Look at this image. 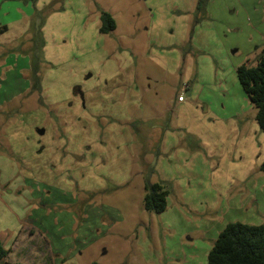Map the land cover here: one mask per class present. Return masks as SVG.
<instances>
[{
    "label": "rangeland",
    "instance_id": "374dc122",
    "mask_svg": "<svg viewBox=\"0 0 264 264\" xmlns=\"http://www.w3.org/2000/svg\"><path fill=\"white\" fill-rule=\"evenodd\" d=\"M238 4L0 0V264H208L228 224L264 223V132L237 76L264 0Z\"/></svg>",
    "mask_w": 264,
    "mask_h": 264
},
{
    "label": "trees",
    "instance_id": "16d2710c",
    "mask_svg": "<svg viewBox=\"0 0 264 264\" xmlns=\"http://www.w3.org/2000/svg\"><path fill=\"white\" fill-rule=\"evenodd\" d=\"M100 21L101 34L110 35L116 31L117 22L110 13L101 11ZM237 76L243 90L258 109L256 119L264 132V48L256 56L255 64L238 67ZM261 170L264 172V162ZM168 198L169 189L165 184L146 182L144 206L148 213H164L168 207ZM8 256L9 250L0 240V263ZM208 264H264V223L228 224L210 251Z\"/></svg>",
    "mask_w": 264,
    "mask_h": 264
},
{
    "label": "crops",
    "instance_id": "0c3cea01",
    "mask_svg": "<svg viewBox=\"0 0 264 264\" xmlns=\"http://www.w3.org/2000/svg\"><path fill=\"white\" fill-rule=\"evenodd\" d=\"M250 1L251 0H248V4H246V0H244V1L243 0H239L240 5L239 4L238 5L241 6V8L243 7L242 10L245 13H246L247 10L248 11L253 10L256 13V15H261L262 13H261L260 9L254 8V5L253 6L252 5H249L250 4ZM24 15H25V13H24ZM25 16H27V15H25ZM31 21H32L31 30H32V33L33 34L30 37V40L39 39V40H43L44 43H45V40H46V37H45V24H46V22L43 23V21H41V23H35L36 20H33V19H31ZM9 31H10V28L8 27V25L0 24V36L6 35ZM253 33H254V31H253ZM257 37H259V40H260L259 43H261L260 44V47H262V45H264V31H261V33L258 34ZM10 57L11 56H9L5 60V62H4L5 65L2 66V69L3 68L4 69H9L11 72H16V68L15 67H18L17 64L19 62L16 63V62L11 61V58ZM28 67H30L29 64H27L26 66H22L21 69H23V71H25ZM25 86H27V87H25L24 90H22L19 93L18 92L16 93V97H19L20 95H23L26 91L29 90V86L28 85H25ZM184 102H179V103H184Z\"/></svg>",
    "mask_w": 264,
    "mask_h": 264
},
{
    "label": "built area",
    "instance_id": "2783aa9c",
    "mask_svg": "<svg viewBox=\"0 0 264 264\" xmlns=\"http://www.w3.org/2000/svg\"><path fill=\"white\" fill-rule=\"evenodd\" d=\"M178 101L179 102H184L185 100H184L183 96H180L179 99H178Z\"/></svg>",
    "mask_w": 264,
    "mask_h": 264
}]
</instances>
